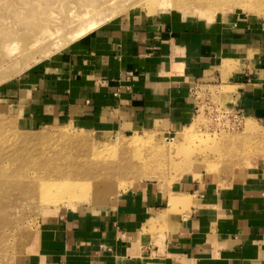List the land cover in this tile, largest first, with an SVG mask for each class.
Segmentation results:
<instances>
[{"label":"rangeland","instance_id":"obj_1","mask_svg":"<svg viewBox=\"0 0 264 264\" xmlns=\"http://www.w3.org/2000/svg\"><path fill=\"white\" fill-rule=\"evenodd\" d=\"M231 1L0 0V264H59L72 236L163 247L197 208L215 230L264 200V12ZM113 37L167 110L129 115L117 87L101 110L77 97L85 51Z\"/></svg>","mask_w":264,"mask_h":264},{"label":"crops","instance_id":"obj_2","mask_svg":"<svg viewBox=\"0 0 264 264\" xmlns=\"http://www.w3.org/2000/svg\"><path fill=\"white\" fill-rule=\"evenodd\" d=\"M117 41L113 37L85 51L84 61L93 64L86 66L84 72L93 75L84 84L85 94L78 93L77 97L83 96V104L101 110L114 106L112 97L117 87V108L129 115L167 110L169 95L154 89L160 86L154 84L153 78L144 76L147 70L139 65L142 54H124ZM132 66H138L136 71L142 68L141 79L136 74L129 79L127 72ZM127 84L131 88H126ZM258 202L264 200L231 203L226 208L228 222L215 230L213 212L197 208L190 220L184 222L187 233L172 242L166 239L163 247L156 244L159 236H95L90 242L84 238L87 242L82 245H78L81 236H72L59 264H264V204ZM117 216L123 229L122 216Z\"/></svg>","mask_w":264,"mask_h":264},{"label":"bare ground","instance_id":"obj_3","mask_svg":"<svg viewBox=\"0 0 264 264\" xmlns=\"http://www.w3.org/2000/svg\"><path fill=\"white\" fill-rule=\"evenodd\" d=\"M231 1V0H230ZM211 2H216V3H213V4H217L218 2H219V0H211ZM232 3H233V1H231ZM247 2H248V4L249 5H251V6H255V7H253V8H256V9H263V12H264V0H247ZM234 5L235 4H237V3H233ZM196 5V4H195ZM237 5H239V4H237ZM260 11H262V10H260ZM56 173H59V169H55L54 170ZM71 172L72 171H74L73 169H71L70 170ZM95 184H98V183H94L93 185H95ZM4 185H6V181L5 180H2L1 178H0V187H3ZM109 186V185H108ZM82 194V195H81ZM81 194L80 193H78V194H76V193H74V192H69L68 194H67V197L71 200L72 199V196L73 195H76V197L77 198H84L83 197V193L81 192ZM102 197V196H101ZM86 198V197H85ZM84 198V199H85ZM96 198H99V196L98 195H96Z\"/></svg>","mask_w":264,"mask_h":264}]
</instances>
